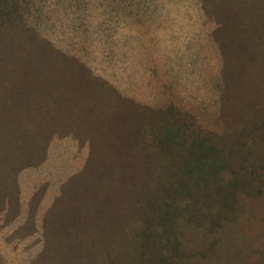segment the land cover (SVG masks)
Masks as SVG:
<instances>
[{
	"label": "rangeland",
	"instance_id": "obj_1",
	"mask_svg": "<svg viewBox=\"0 0 264 264\" xmlns=\"http://www.w3.org/2000/svg\"><path fill=\"white\" fill-rule=\"evenodd\" d=\"M0 264H264V0H0Z\"/></svg>",
	"mask_w": 264,
	"mask_h": 264
},
{
	"label": "crops",
	"instance_id": "obj_2",
	"mask_svg": "<svg viewBox=\"0 0 264 264\" xmlns=\"http://www.w3.org/2000/svg\"><path fill=\"white\" fill-rule=\"evenodd\" d=\"M135 14V13H134ZM134 20H138V17L137 16H134ZM136 22V21H135ZM136 36H138V35H136ZM140 38L139 39H141V38H143V36L141 37V36H139ZM133 41H135L134 39H132ZM154 47H156V45H153ZM126 53L128 54V50L126 51ZM160 68V67H159ZM157 75V73L154 75V76H156ZM159 76H160V74H159ZM130 77V76H129ZM129 77L128 76H126V78H127V82H126V86H125V90H123V94H122V100H123V102H124V104H125V111H127L128 110V105H130V107L132 106V104L138 109V108H141L142 107V105H144V107L147 105V103H145V102H150V101H159L158 100V98L157 97H155V95H154V97H153V100H151V99H144V98H142V97H139L138 96V92H137V90H138V88L135 86V84H133V81H132V83L130 82V80H128L129 79ZM105 78V77H104ZM130 79H132L131 77H130ZM160 79V78H159ZM156 81H157V77H156ZM126 90H128L129 91V94L128 93H126ZM165 92H168L169 94H170V92H171V90H169L168 88H165V90H164V88H163V91H162V93H165ZM82 154H83V151H81L79 154H78V156L79 157H82ZM87 157H86V154L84 155V160H83V162L85 161V159H86ZM75 162V161H74ZM73 162V163H74ZM83 162H82V164H83ZM73 163H72V165H73ZM71 165V166H72Z\"/></svg>",
	"mask_w": 264,
	"mask_h": 264
},
{
	"label": "trees",
	"instance_id": "obj_3",
	"mask_svg": "<svg viewBox=\"0 0 264 264\" xmlns=\"http://www.w3.org/2000/svg\"><path fill=\"white\" fill-rule=\"evenodd\" d=\"M183 190L186 192V196H183V199H188V198L192 197V195H191L192 194V190L190 188H183ZM165 191H166L167 194H169L171 192H174L176 194L178 191H180L182 193V189H175V188H167V189H165ZM217 195H219V194H217ZM227 199H229V198L227 197ZM169 202H170V200L167 198L166 205H165L166 207L170 206ZM187 204H186V206H187ZM160 209H161V211H163L164 206L161 205ZM149 233H153V228L149 229Z\"/></svg>",
	"mask_w": 264,
	"mask_h": 264
}]
</instances>
